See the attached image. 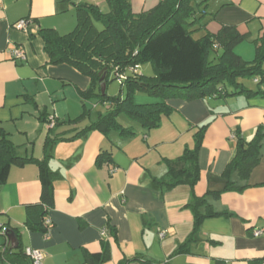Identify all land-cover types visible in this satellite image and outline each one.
Listing matches in <instances>:
<instances>
[{
    "label": "crops",
    "instance_id": "crops-1",
    "mask_svg": "<svg viewBox=\"0 0 264 264\" xmlns=\"http://www.w3.org/2000/svg\"><path fill=\"white\" fill-rule=\"evenodd\" d=\"M159 1L130 0V4L134 13H140ZM79 2L99 9L104 4V0H0V131L20 155L42 160L53 131L50 120L63 123L82 112L78 92L88 88L89 79L70 66L51 65L38 33L40 29H54L60 35L71 32ZM204 16L206 26L198 34L215 35L221 27L233 26L245 36L244 42L250 40L252 46L235 47L241 58L248 51L252 54L264 35V0H208ZM21 20L30 22L26 30L15 26ZM17 48L24 59L11 58ZM234 98L225 99L223 105L215 98L167 100L172 112L162 117L157 129L145 131L118 118L134 136L125 139L115 132L104 136L93 130L51 144L47 148L53 174L49 236L24 225L25 205L37 203L40 196L33 164L11 167L0 185V226L17 229L23 249L41 252V264H87L84 254L100 253L103 240L109 242L111 253L103 264L125 260H130L128 264H264V141L247 187L223 192L217 199L208 195V203L220 215L205 219L186 251L175 254L193 230V215L186 208L192 196L203 197L225 185L222 174L234 156L235 132L250 141L258 128L264 131V97ZM203 124L209 126L198 152V182L192 189L158 187L155 181L165 177L166 161L191 149L196 128ZM87 125L62 124L55 132L70 138ZM102 151L110 154L111 162L97 166L95 159ZM257 231L259 236L254 234ZM5 245L7 240L0 235V264H8L1 256Z\"/></svg>",
    "mask_w": 264,
    "mask_h": 264
},
{
    "label": "trees",
    "instance_id": "trees-1",
    "mask_svg": "<svg viewBox=\"0 0 264 264\" xmlns=\"http://www.w3.org/2000/svg\"><path fill=\"white\" fill-rule=\"evenodd\" d=\"M207 1L160 0L151 9L140 13L132 11L130 0H104L108 9L106 13L101 12L94 4L79 2L75 8L76 25L71 32L60 35L54 29L39 30L49 63L72 67L89 79V86L85 91L78 92L82 101L79 117L63 123L53 120V131L46 140L42 160L20 155L7 134L0 131V185L6 182L11 167L23 168L33 164L38 169L39 201L24 207V225L28 230L40 232L47 238L52 227L50 221L49 225L46 224L48 212L53 208V174L48 166L50 156L47 152L51 144L72 140L93 130L104 136L111 132L125 139L134 136L131 128H124L119 124L118 118L122 115L145 131L157 129L162 117L172 112L166 104L171 99L189 102L205 98H225L238 93H244L247 98L264 97V86H259L264 83V70L261 67L264 62V35L256 42L252 62L243 61L234 52L235 47L245 41V36L233 26H223L215 35L205 33L194 39L193 33L206 26L203 19ZM97 23L102 26L101 30L96 29ZM218 50L221 53L217 55V62H210V53ZM144 63L153 66L155 77L146 78L135 72L131 77H126L120 83L127 88L124 99L107 98L105 93H101V77L105 91L111 72H114L117 79L116 76L127 69L133 72L138 65ZM252 76L260 78L257 91H248L238 83L239 79ZM227 86H232L236 92L228 93ZM136 93L159 101L136 104ZM93 98L102 104L109 103L108 112L98 113L95 120H91V111L86 106V102ZM86 119L89 120L88 125L70 138L55 132L57 126L77 125ZM208 126L209 124H203L196 128L191 149L186 148L177 159L166 161L168 169L165 177L155 181L158 187L171 190L178 186H188L190 189L195 186L199 180L198 152ZM234 139V156L222 174L225 181L223 189L207 193L203 197L192 196L186 208L193 215V230L175 254L186 251L185 248L205 219L220 215L208 203L207 196L212 195L217 199L223 192L242 191L247 187L245 183L251 172L259 164L264 131L258 128L250 141H245L237 131ZM95 161L97 166L108 164L111 162L110 154L102 151ZM4 230L7 229L0 226V235H3ZM9 230L15 233L18 246L12 249L7 242L1 251L3 260L8 264H32L21 246L18 230ZM110 234L115 237V230L110 229ZM84 258L87 264L108 262L111 258L109 242L103 240L100 253L91 255L86 252ZM129 262L130 260H125L120 264Z\"/></svg>",
    "mask_w": 264,
    "mask_h": 264
},
{
    "label": "rangeland",
    "instance_id": "rangeland-1",
    "mask_svg": "<svg viewBox=\"0 0 264 264\" xmlns=\"http://www.w3.org/2000/svg\"><path fill=\"white\" fill-rule=\"evenodd\" d=\"M101 12L103 13H106L108 11L107 9V6L104 2L103 6L101 7ZM95 27L97 30H101L102 29V26L100 24H95ZM73 29V28H71ZM71 31V30H70ZM199 32L197 33H193V38H198L200 37L201 35H203L204 33H201V34H198ZM248 39V38H247ZM250 41V40H249ZM248 42H243L241 43L242 45L244 46H252L251 43ZM253 48H254V44H253ZM220 51H216V52H211L210 55H209V61L214 63V62H217V55H220ZM247 53V52H246ZM255 58V51L253 50V53L249 54V51L247 54H245L244 58H241L243 61L245 62H252ZM245 59H248V60H245ZM261 67L262 69L264 70V62L261 63ZM136 75L138 76H143V77H146V78H153L155 77V71H154V68L153 66L150 64V63H144V64H141V65H138L137 68H136ZM123 75L125 77H131L133 75V72L131 70H126ZM259 81L260 78L259 77H256V76H252V77H249V78H241L238 80V83L246 90L248 91H257L258 90V86H257V83H255V81ZM260 87H263L264 86V83L260 84L259 85ZM228 93H232V92H236V89H234L232 86H227L226 87ZM97 91V90H96ZM239 92V90L237 91ZM98 93V91H97ZM105 93V96L107 98H121V99H124V97L126 96L127 94V88H126V85L122 86L120 84V82L115 78V75H114V72L110 73L109 76H108V79H107V84H106V89L104 91ZM71 97H74L73 95V91H72V94L70 95ZM235 96H243L245 98V95L244 93H238L236 95H231V96H228V97H225V98H218L216 100H214L215 102H220V105H223L225 104L224 100H228V99H235L234 97ZM143 100V101H142ZM144 100H152V98H149L147 95L145 94H142V93H136L135 96H134V102L136 104H144V103H147L146 101L144 102ZM149 103V102H148ZM218 104V103H217ZM231 104V103H229ZM86 106L87 108L91 111V120H95L96 119V115L98 113H103L105 114L106 112H108L109 110V103H100L97 101L96 98H93L91 99L90 101L86 102ZM120 120H128L125 116H120L119 117ZM86 123L88 124L89 123V120L86 119V120H83L82 123Z\"/></svg>",
    "mask_w": 264,
    "mask_h": 264
},
{
    "label": "built area",
    "instance_id": "built-area-1",
    "mask_svg": "<svg viewBox=\"0 0 264 264\" xmlns=\"http://www.w3.org/2000/svg\"><path fill=\"white\" fill-rule=\"evenodd\" d=\"M82 1V0H80ZM30 24V22L28 20H21L19 21L15 26L18 28V29H21V30H26L28 25ZM11 58L12 59H24V55H23V52L20 50V49H15L11 52ZM135 72V70H133V73ZM117 80L121 83L123 82L126 77L123 75V74H120V75H117ZM255 83H258V81L256 80ZM51 123H53V120L51 119L50 120ZM49 220L46 221V224L49 225ZM106 233V230H102L101 231V236H104ZM261 232L257 231L255 232V236H259ZM164 236V233L163 232H160L159 233V237L160 238H163ZM24 253L25 255L31 260V263L32 264H41L42 261H43V255L41 254V252H39L38 250H35V249H31V248H25L24 249ZM227 264V262L225 263Z\"/></svg>",
    "mask_w": 264,
    "mask_h": 264
},
{
    "label": "water",
    "instance_id": "water-1",
    "mask_svg": "<svg viewBox=\"0 0 264 264\" xmlns=\"http://www.w3.org/2000/svg\"><path fill=\"white\" fill-rule=\"evenodd\" d=\"M100 75V74H99ZM103 77H101L99 79V82L101 83V93L103 94L104 93V84H103ZM6 240L7 242L10 244V247L12 249H16L17 246H18V240H17V237L15 236V233L12 231V230H4L3 232V235H2Z\"/></svg>",
    "mask_w": 264,
    "mask_h": 264
}]
</instances>
